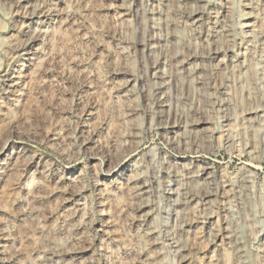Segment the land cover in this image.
I'll use <instances>...</instances> for the list:
<instances>
[{
    "label": "rangeland",
    "instance_id": "1",
    "mask_svg": "<svg viewBox=\"0 0 264 264\" xmlns=\"http://www.w3.org/2000/svg\"><path fill=\"white\" fill-rule=\"evenodd\" d=\"M208 1L209 19L229 11L230 49L188 48L166 0H0V264H244L243 178L258 208L240 220L246 264H264L263 140L244 125L264 108V62L225 68L250 53V0ZM175 52L208 61L207 88L174 65L177 88L164 77Z\"/></svg>",
    "mask_w": 264,
    "mask_h": 264
},
{
    "label": "bare ground",
    "instance_id": "2",
    "mask_svg": "<svg viewBox=\"0 0 264 264\" xmlns=\"http://www.w3.org/2000/svg\"><path fill=\"white\" fill-rule=\"evenodd\" d=\"M166 1H168V5H170L168 8L169 14H171V16L168 15V17L170 18L169 26L170 27L171 26H177L180 23H185L187 28H188L189 32L187 34V40H186V42H184L185 45L189 46L188 48H190L192 45H194V41H195L194 46H196L197 50L198 49L201 50L202 53H204L205 50H207L205 52L212 51V46H215L216 48H218L219 45L218 46H216V45L221 43V42L227 43L228 49H230V43H231V41H233L236 38V36H235L232 24H230L228 22L229 11H227V10L226 11L222 10V12L221 11L217 12L218 10L216 12L214 11V12H212L211 16H209L211 19H209L206 17V15H207L206 13H209V12H206V10L207 9L209 10L208 6L211 4V2L208 0H206V1L205 0H176V1L175 0H166ZM213 5L215 6V4H213ZM246 5L248 6V8H250L252 10V11L245 12L243 14L245 17V20H247L245 27H248V29L244 31V33H245L244 36L247 38L246 42L247 43L249 42L250 47H247V48H250V53L245 52L248 56H244L245 55L244 52H243L244 55H241V53L238 54V52L234 50L235 52H237V54L229 56L230 57V58H228L229 62H227V64L224 63L225 64L224 66H225V68H228V69L231 68L232 71H236V70L238 71L239 70V72H243V70H245L244 72L248 73L251 69H255L252 65V63L255 61H253V57L251 55L252 53H254V51H255V53L256 52L258 53V51H259V53H258V59L259 60L256 59V61L258 60L259 62L260 61L264 62V31L260 32L259 30L256 29V27L260 26V23H261L260 21L264 17L262 14H264V13L259 11V10L257 11L256 6H253V4H251V0H250V3H247ZM210 9H212V8H210ZM209 11H211V10H209ZM187 13H188V15H187ZM162 14L164 16L165 13H162ZM185 16L187 17V19H185ZM167 21H168V19H167ZM177 32H180V30ZM171 36H173V35H171ZM242 39H243V37H242ZM167 40H168V43L169 42L171 43V41H172L171 38L169 39V37L167 38ZM169 40H171V41H169ZM178 41L180 43H182L181 40H178ZM178 41L174 42L176 44L172 45V47L175 46V48H178V44H180V43H178ZM231 46L234 47L233 44ZM231 49H234V48H231ZM214 50H215V48H214ZM178 51H179V49H178ZM197 53H199V52H197ZM168 54H170V53L168 52ZM180 54H182V53H180ZM180 54H179V52H175L172 56H170L171 58L168 56V58L171 59L170 60L171 68H169L170 71L167 69L170 66H168L166 68L169 72L164 73L166 75V76L164 75V77L165 78L173 77L174 82H175L174 85H176V88H177V85L180 84V83H178V79L175 78L177 75L176 72H178L181 74V75H179V74L178 75H179V77L182 76V78H180V79H183L184 83H185V81L186 82L189 81L188 84H193L196 89L207 88L208 83H209L207 81L209 78V74L211 72L208 69V67H209L208 61H202V62H198L197 64H194L193 62H189L188 57L180 56ZM207 55H209V54L207 53ZM191 56L189 55V57H191ZM200 56H201V54H200ZM214 56L213 57L211 56L212 59L214 58ZM226 56H228V54H226ZM201 57H203V56H201ZM255 58H257V57H255ZM217 61H219V60H217ZM212 62H214V61H212ZM173 65L178 70V71L175 70L176 72L174 71L176 73V74L174 73L175 77L173 75ZM259 66H260V64H257V67H259ZM223 68L220 67V69H223ZM165 72H166V70H165ZM237 76H238V74H237ZM165 89H167V88H165ZM205 93H206V91L203 92V94H205ZM247 115H249V116H247L245 118L246 123H244V125H246L247 128H248V123L250 121H253V119L257 120V125L261 129V134L258 133L257 137H259V135H261V138L263 140L262 150L264 152V108H261L260 106H257L255 108H251L248 110ZM203 124L204 123H200L198 125H203ZM252 127H255V126H253V124H252ZM256 129H258V128H256ZM255 133H257V132H255ZM257 149L260 150L261 145L258 144ZM257 153H259V152H257ZM251 183L252 182L250 181V179L243 178L241 180L240 184L238 185V188L236 191L238 193L237 196H239V198H240L239 199L240 211L238 214H235L236 216L234 215L233 219H234V225L235 226L233 225V228H231V230H230V238L232 239V243H233L235 253H236L238 259L244 264L247 263L248 250L246 247V243H245V239H244L243 231H242L243 227L245 226V223H240V220L245 217L244 219L249 218L248 220L254 221L255 219H257V214H258L257 205L254 203V199H252V197H253L252 192L253 191H252ZM140 189H138V191L135 190L136 196H137V194L141 193ZM140 206H141V204H140ZM23 211L25 213L28 212L30 214H32V212H33V210H31L29 208L28 204L24 205ZM239 223H240V225H239ZM147 232L151 233L152 229L148 230Z\"/></svg>",
    "mask_w": 264,
    "mask_h": 264
}]
</instances>
